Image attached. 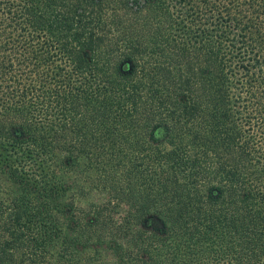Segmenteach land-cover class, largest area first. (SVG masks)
<instances>
[{
    "label": "trees",
    "instance_id": "16d2710c",
    "mask_svg": "<svg viewBox=\"0 0 264 264\" xmlns=\"http://www.w3.org/2000/svg\"><path fill=\"white\" fill-rule=\"evenodd\" d=\"M0 264H264V0H0Z\"/></svg>",
    "mask_w": 264,
    "mask_h": 264
}]
</instances>
